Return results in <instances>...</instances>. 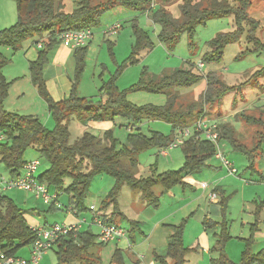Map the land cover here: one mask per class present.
<instances>
[{"label": "trees", "instance_id": "1", "mask_svg": "<svg viewBox=\"0 0 264 264\" xmlns=\"http://www.w3.org/2000/svg\"><path fill=\"white\" fill-rule=\"evenodd\" d=\"M14 1L19 20L14 26L0 30V134L5 136V141L0 144V165H3L8 177L15 178L20 175L26 163V153L34 150L40 159L49 164L48 170L39 175L40 183L45 184L52 192L55 191L57 196L67 195L69 205L78 215H82L90 212L86 208V198L93 178L105 174L114 180V186L103 199L97 217L104 225L121 227L122 221H127L119 210L117 201L123 188L139 194L147 206L156 209L159 207L161 198V194L155 191L156 187L160 186L164 191H170L177 186L184 187V178L211 168L210 161L216 159L217 153L222 151L221 143H228L233 151L247 156L249 165L246 170L257 173L256 161L264 154V121L261 118L247 117L243 112L238 115L241 121L247 125L262 128L257 132V139L255 138L251 146L238 139L232 125L223 124L220 125L221 137L216 143L204 139L197 140L193 135L179 147L184 155V164L178 171L157 174L155 170H152L154 171L152 175L144 177L137 155L153 148L158 151L167 149L174 142L177 129L191 127L195 120L202 117L210 118L204 109L194 115V106H189L187 110L180 112L176 108L178 90L193 87L205 81V90L200 95V108L205 105L221 106V102L228 94L242 90L243 86L256 85L259 80L264 79V69L255 72L247 82L237 87L228 86L218 74L202 75L193 69L176 71L170 76L148 82L141 81L133 86L135 91L145 90L167 95V103L163 107H137L129 103L126 100V92H120L117 89L115 76L104 82L100 89V94L106 96L104 101L77 97L75 89L84 65L82 56L87 47L74 50L76 76L68 99L55 102L47 91L44 81V69L49 63V57L60 45L59 36L68 31L99 27L101 17L114 8H124L148 15L153 24L160 29L159 41L169 50L175 48L183 33H187L192 38L197 26L205 25L213 19L233 17L234 31L219 34L208 44L209 49L201 60L203 64H222L226 48L234 43L245 42L248 46H252L251 50H246L237 58L245 56L250 51L264 50V43L257 38L258 21L249 14L251 0H183L179 6V18H174L167 11V4L172 0H105L101 2L72 0L76 6L73 10H67L66 0ZM153 2L158 6L151 9ZM133 30L136 41L131 57L127 61L130 64L138 62L142 51H150L154 48L148 32L143 31L135 23ZM34 36L40 37V41L36 44H41L42 47L37 60L30 65V75L33 84L47 101L49 112L55 120L53 131L46 130L34 116H19L6 112L3 108L9 83L3 76L2 70L9 61L3 56L1 49L19 50L25 41ZM72 118L84 125L88 122L114 123L117 118H122L129 122L127 145H122L111 130L100 135H93L85 130L79 137L72 140L69 124ZM146 120L170 123L173 130L172 136H164L154 131L149 135L142 133L140 127ZM215 192L217 193L218 190ZM218 195L221 198L222 212H224L229 197L224 198L223 193ZM109 207L113 208L111 214L106 213ZM259 210L258 208L255 212L258 215ZM24 215L25 212L13 200L6 196L0 197V253L7 257H18L17 253L22 248L31 247L37 240L36 233L30 228ZM257 219L253 224L256 228L250 230L252 236L243 241L245 250L238 263L233 262L225 250L232 239L229 225L217 224L210 219H205L203 223L205 230L220 227L216 237L217 248L213 249L216 258L211 264H264V249L255 254L251 250L253 232L258 226ZM187 221L188 218L183 219L177 226H171L174 233L169 239L165 255H155V261L158 264H186L187 256L194 251L184 244ZM130 227L127 238L131 244H134L136 236L141 234L136 228V222H130ZM97 238L98 235L94 234L89 227L85 232L78 231L59 238L50 251L56 254V264H102V257L96 250L108 245L99 244ZM110 264H125L121 249L113 252Z\"/></svg>", "mask_w": 264, "mask_h": 264}, {"label": "rangeland", "instance_id": "2", "mask_svg": "<svg viewBox=\"0 0 264 264\" xmlns=\"http://www.w3.org/2000/svg\"><path fill=\"white\" fill-rule=\"evenodd\" d=\"M105 1V0H98ZM97 1V2H98ZM183 0H172L167 5V11L172 14L174 18H179V6ZM67 10L76 8L72 0H66ZM156 6H158L156 4ZM156 8V7H155ZM250 16L258 21L259 27L257 31V38L264 43V0H251V7L249 9ZM19 20L17 6L14 0H0V30H4L14 26ZM121 24L122 28L119 33L111 38H105L103 31L111 28L115 24ZM137 24L143 31L149 33L150 39L153 42L154 48L150 51H142L138 57V62L130 64L128 59L131 57L133 47L135 45V36L133 25ZM233 17L219 18L208 21L205 25H200L195 28L192 38L187 33L180 36L175 48L169 50L158 39L159 27L155 26L150 17L146 14H141L129 11L124 8H114L106 12L100 19L99 27L93 29L94 39L87 46L83 54V69L80 73V79L76 85V95L79 98L91 99L93 101H104L106 96L100 94V89L104 82H107L112 77H116L115 85L120 92H126V100L137 107L154 106L163 107L167 103V95L164 93H153L145 90H133V86L141 81L158 80L164 76H170L176 71L193 69L195 72L202 75L208 73L218 74L226 82L228 86H239L249 80V78L257 71L264 69V50L250 51L245 56L237 58L246 50H251L252 46H248L245 42L234 43L226 48L223 56V62L220 65L205 64L200 71L197 65L201 62L203 55L208 51V44L214 40L219 34L229 33L234 31ZM107 40V41H106ZM40 41V37L34 36L25 41L19 50L13 51L10 48H2L3 56L9 63L3 68L2 74L9 83L8 93L3 102V108L6 112L14 113L19 116H35L43 124L46 130L53 131L55 129V120L51 116L48 108V103L38 91V88L33 84L30 75V65L37 60L40 49L36 44ZM54 55L49 59H53ZM75 59L69 62L67 66L66 76L70 81V89L67 97L60 99L62 102L71 96L76 76ZM221 67H223L221 69ZM45 81V80H44ZM46 84V82H45ZM261 85V86H260ZM47 88V85H46ZM205 90V81L189 88H182L178 90L176 108L180 112L187 110V107L194 106V115L201 109H204L211 119L216 120L220 125L230 124L234 128L238 139L243 143L251 146L257 136V132L262 130L261 127L254 125H247L238 118L240 113H245L247 117L261 118L264 121V79L259 80L256 85L243 86L242 90L235 93L228 94L221 106L209 105L200 108V95ZM47 91L49 92L48 88ZM50 94V92H49ZM51 96V94H50ZM53 99V97L51 96ZM55 100V99H54ZM56 102V101H55ZM110 123V122H109ZM70 129L72 133V140L79 137L83 131L90 132L93 135H100L104 130L101 128H94L87 124H82L75 118L70 121ZM128 121L117 118L115 125L111 131L116 139L122 145H127V136L129 130L127 129ZM141 132L149 135L150 132H160L164 136H172V126L170 123L159 120H146L141 125ZM257 139V138H256ZM220 149L223 150L225 157L238 171V175L242 172L247 173L246 177L238 175H226L227 180H222L220 186L228 193L227 197L234 194V189L237 184L247 181L252 189H256L257 196H259L261 204H264V157L256 161V170L258 173L246 170L249 165V158L241 153L233 151L228 143H221ZM157 149L153 148L137 155L138 163L143 167L144 172L142 176H150L155 172L163 174L167 171H178L184 164V155L181 148L169 150V157L165 158L158 154ZM264 153V147H263ZM34 156L33 152H29L27 156ZM36 157V156H35ZM39 168L38 174H42L48 170L49 164L42 159H38ZM160 161V166L156 170L157 162ZM170 164H167V163ZM159 163V162H158ZM210 165H220L219 160H211ZM2 172L8 176L4 170L3 165H0ZM146 169V170H145ZM109 177L105 174L93 178L90 187L87 202L92 198V193L97 196L102 195L103 190L107 185ZM111 179V178H110ZM230 180V181H229ZM259 182V183H258ZM245 184V183H244ZM257 186L258 188H253ZM157 190V189H156ZM18 190H12L5 193V196L15 202L17 201ZM232 192V193H231ZM91 195V196H90ZM225 195H227L225 193ZM235 197V196H234ZM240 197L237 198L233 204H239ZM31 202V201H29ZM32 202H34L32 200ZM42 205V202H40ZM19 205V208L26 211V205ZM261 206V205H260ZM33 213L28 211L27 214ZM55 214V213H54ZM249 213L247 212V215ZM245 214L239 218L236 224L231 229V235L237 236L239 233V226L242 221H245ZM56 218V217H54ZM59 218V217H57ZM56 218V219H57ZM52 220L53 218H49ZM96 226V225H95ZM89 227L84 225L82 232L87 231ZM122 228L127 232L128 225L124 223ZM237 228V230H236ZM94 232L99 234V228L94 227ZM247 231V229H245ZM122 240H127L124 238ZM231 243L235 245V249L239 250V244L243 243L234 239ZM114 244H110L103 248L96 250L102 257V264H110ZM244 244V243H243ZM263 245L255 243V250L261 251ZM232 250V248H230ZM263 250V249H262ZM233 251V250H232ZM29 247L22 248L17 256L21 258H29ZM193 255L187 258L188 264H195ZM57 258L54 251H49L40 264H56Z\"/></svg>", "mask_w": 264, "mask_h": 264}, {"label": "crops", "instance_id": "3", "mask_svg": "<svg viewBox=\"0 0 264 264\" xmlns=\"http://www.w3.org/2000/svg\"><path fill=\"white\" fill-rule=\"evenodd\" d=\"M73 53V50L61 44L58 45L52 54L54 58L49 59V63L44 69V80L53 100L55 99L54 101L56 102L60 99H64L68 95L70 81L66 76V72L69 62L74 60ZM114 125L115 122L109 123L108 121L102 123L88 122V126H93L96 129L101 128V130H104L103 132L111 130ZM29 152H33L35 155L25 157L26 162L39 159V155L34 150H29L26 155L29 154ZM168 157L169 154L165 158ZM263 157L264 154L260 158ZM158 162L156 165L157 171H159L158 167L160 166V161ZM167 164L170 163L168 162ZM210 167L211 168H206L201 172L184 178V187L177 186L170 191H164L160 186L156 187V193L161 194L160 204L156 209L147 206V204L141 200L139 194L130 191L128 188H123L117 201L119 210L124 214L127 221H122L120 226L122 227L124 223H126L128 225L127 232H129L131 228L130 222H136V228H138L141 235L136 236L134 244H131L128 238L127 240H121L115 243L112 255L116 249H121L124 253L125 264H158V262L155 261V255H165L169 239L174 233L171 226H177L183 219L187 218L184 244L189 249H194L189 255L194 256L193 261H195V264H211L212 260L216 258V253L213 252V249L217 248L216 237L217 233L220 231V227L218 226L211 230H205L203 227L205 219H210L217 224L226 223L229 225V233L232 239L228 242L225 250L227 256L233 262L238 263L240 261L242 252L245 250L243 241L252 236L250 230L256 228L253 224L256 222L257 218L258 226L255 232H253L254 238L252 240L251 250L254 254L260 251L254 248L257 242L263 245L260 249H264V204H261V198H259V196H257V199L255 198L257 194V191H255L256 189H252L250 184H247L249 180L243 181L245 184L238 183L234 189V194L229 198L225 211L222 212L220 205L221 198L218 194L223 193L224 198L230 194L220 186L223 179L227 180L226 175H228L229 172L222 166V163L217 166L210 165ZM141 168L142 172H144L143 167ZM158 173L159 172H157V174ZM257 173L259 174V171H257ZM246 175V172H244V174L241 172L238 178L241 180L243 178L240 177H246ZM203 183L207 184L206 189L201 188L200 185ZM113 186L114 180L109 178L102 195L97 196V193H92V198L86 203L88 211L90 207L93 206L99 211L103 199ZM253 188L258 187L255 186ZM216 190H218V194L215 192ZM17 192H20L21 195L18 194V202H14L18 207L19 205H24L23 207L28 205V207L24 208L26 209V211L24 210V218L31 229L40 226L49 227L56 223L74 225L84 219L86 223L82 225L80 231L84 228V225H87L94 232L93 229L96 227L93 224L94 212L90 210V212L86 214L78 215L69 205V197L67 195L57 196L51 206L44 204L42 200L34 198L33 195L29 193L19 190ZM225 193L227 195H225ZM211 195H216L217 200L213 201ZM239 197V204L234 205L233 202ZM32 200L34 202H32ZM40 202H42V205H40ZM258 208L260 209L259 215L255 213ZM28 211H33V213L27 214ZM112 211L113 208L109 207L106 213L111 214ZM247 212L249 213L248 215ZM244 214L246 215L245 218H243L245 221H242V223H240L241 225H238L240 228L239 233L237 232V236H232L231 229ZM54 217L59 218L56 219ZM49 218L53 219L50 220ZM245 229H247V231H245ZM94 234H97V232H94ZM234 239L243 242L238 245L239 250H237L238 247L235 249V245L233 246V243H231ZM230 248H232L233 251L230 250ZM30 255L31 247H29L28 257H30ZM187 259L188 258H186V264H188L189 261ZM169 262L170 261H168V263Z\"/></svg>", "mask_w": 264, "mask_h": 264}, {"label": "built area", "instance_id": "4", "mask_svg": "<svg viewBox=\"0 0 264 264\" xmlns=\"http://www.w3.org/2000/svg\"><path fill=\"white\" fill-rule=\"evenodd\" d=\"M156 4L153 2L151 9H154ZM122 25L117 23L111 28L103 31V35L106 38H111L119 33ZM94 39L93 29H83L79 31H68L59 36L60 44L71 49L77 50L87 47ZM42 47L38 44V48ZM204 64L199 62L197 65L198 70H202ZM195 136L197 140H207L216 143L220 139V123L216 120L206 117H202L195 120L191 127H185L177 129L175 139L167 149L159 151L161 156L167 157L169 150L181 147L189 137ZM5 141V136L0 134V144ZM216 159L220 160L222 165L228 170L230 175L235 176L237 170L233 165L226 159L222 151L218 152ZM39 161H27L23 167L20 175L15 178L8 177L0 169V197L5 196L6 192L12 190L24 191L33 195L34 198L40 199L46 205H51L57 198V195L52 192L45 184L40 183L38 180ZM201 188L206 189L207 184L203 183L200 185ZM213 201L217 200L216 195H211ZM90 210L94 212L95 217L93 224L99 228V234L97 242L102 245H110L117 243L124 238H127V232L122 227H116L114 225H104L100 218L97 217L98 210L93 206ZM86 220L82 219L74 225L67 224H53L49 227L40 226L33 228L32 230L37 235V240L31 246V255L29 258L11 257L5 256L0 253V264H40L43 257L51 250L55 242L70 233H76L80 231Z\"/></svg>", "mask_w": 264, "mask_h": 264}]
</instances>
